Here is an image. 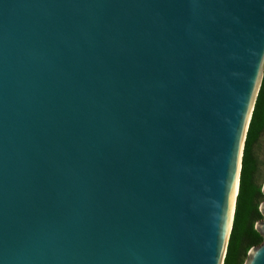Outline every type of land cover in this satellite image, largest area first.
<instances>
[{
  "label": "water",
  "instance_id": "obj_1",
  "mask_svg": "<svg viewBox=\"0 0 264 264\" xmlns=\"http://www.w3.org/2000/svg\"><path fill=\"white\" fill-rule=\"evenodd\" d=\"M263 62L264 0H0V264H223Z\"/></svg>",
  "mask_w": 264,
  "mask_h": 264
},
{
  "label": "trees",
  "instance_id": "obj_2",
  "mask_svg": "<svg viewBox=\"0 0 264 264\" xmlns=\"http://www.w3.org/2000/svg\"><path fill=\"white\" fill-rule=\"evenodd\" d=\"M260 88L245 135L238 192L223 264H243L241 256L245 255L250 247L262 241V236L254 228V221L262 217L257 201V196L261 193L259 188H254L252 185L251 169L252 145L264 124V101L262 100L264 71Z\"/></svg>",
  "mask_w": 264,
  "mask_h": 264
},
{
  "label": "rangeland",
  "instance_id": "obj_3",
  "mask_svg": "<svg viewBox=\"0 0 264 264\" xmlns=\"http://www.w3.org/2000/svg\"><path fill=\"white\" fill-rule=\"evenodd\" d=\"M263 71H264V62L262 64L261 74L259 77L256 92H255V97H254L255 100L261 89L260 87H261V81L263 77ZM262 100L264 101V88H263ZM251 182H252L253 187L259 188V191L261 193V195L257 196V201L259 202L258 204V209H259L260 204L264 200V193L262 191V187L264 184V124L262 128L259 130L256 140L254 141L252 145ZM261 219L262 217L254 221V225L257 221ZM241 258L243 259V264H244L247 258V253L245 255H242Z\"/></svg>",
  "mask_w": 264,
  "mask_h": 264
}]
</instances>
